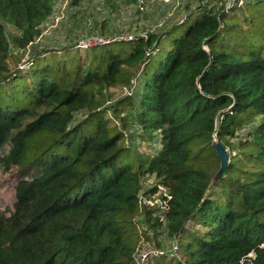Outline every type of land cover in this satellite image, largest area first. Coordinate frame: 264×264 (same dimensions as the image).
Listing matches in <instances>:
<instances>
[{
  "label": "trees",
  "instance_id": "trees-1",
  "mask_svg": "<svg viewBox=\"0 0 264 264\" xmlns=\"http://www.w3.org/2000/svg\"><path fill=\"white\" fill-rule=\"evenodd\" d=\"M53 8L0 0V170L16 180L0 264H140L144 244L164 251L148 264H264V0L191 11L166 55L179 24L22 66ZM217 141L230 159L212 184ZM151 178L144 195L164 188L163 211L141 202Z\"/></svg>",
  "mask_w": 264,
  "mask_h": 264
},
{
  "label": "rangeland",
  "instance_id": "rangeland-1",
  "mask_svg": "<svg viewBox=\"0 0 264 264\" xmlns=\"http://www.w3.org/2000/svg\"><path fill=\"white\" fill-rule=\"evenodd\" d=\"M72 1L54 0L53 13L42 24L40 38L28 49L27 53H19V55L22 54L20 58L22 66L27 64L34 50L62 49L77 45L80 41L101 36L104 29L107 34H114L118 37L125 35L138 37L148 33H166L179 24V27L169 35L166 48L163 47L158 52L161 56L166 55L172 48V42L181 38L190 26L191 21L184 24L183 22L191 11L204 12L206 8H214L218 11L228 0H153V2L152 0H79L77 5L73 4ZM102 29L103 31H101ZM142 92L143 78H140L134 96L135 102L139 101ZM82 118L81 114L77 115V120ZM259 118L260 121H264V116ZM252 127L253 125H249L241 130L240 139H244ZM134 132H137V125H134ZM133 142L139 145L138 138H134ZM233 142L236 143L237 141ZM149 145L151 146L150 149L146 148V145L143 148H145L147 155L152 156L161 148L159 135L153 137ZM126 156L127 154L119 160L118 166H121L120 163L124 161L129 162ZM15 183L13 172L7 174L0 170V204L3 207L11 205L13 202ZM155 183L156 181L152 178L146 180L140 197L146 199L145 202L148 205H159L160 210L163 211L165 201L161 197L162 195L166 196L164 189L160 188L158 194L147 195L148 198L144 195ZM159 217L162 219L163 216L160 215ZM161 241L166 246L170 245L169 239L165 238L164 235ZM144 248L154 249L155 247L144 244L141 250L139 249L137 257H141Z\"/></svg>",
  "mask_w": 264,
  "mask_h": 264
},
{
  "label": "built area",
  "instance_id": "built-area-1",
  "mask_svg": "<svg viewBox=\"0 0 264 264\" xmlns=\"http://www.w3.org/2000/svg\"><path fill=\"white\" fill-rule=\"evenodd\" d=\"M243 3H244V0H228L226 2V4H224V7H225V10L228 11V10L234 8V7H240L241 5H243ZM126 36H128V37H126ZM143 36H146V35H143ZM118 39L133 40V39H135V36L133 37V36H130V35H125L124 37H120V38H105V37H102V36H97V37H92V38H89V39H86V40L78 42L76 47L77 48H83V49L93 48V47H98V46H102V45H105V44H109V43L115 42ZM160 188L164 189L162 187H160ZM166 196H167V193H166ZM140 198H142V197H140ZM145 201H146V199H143V198L141 199L142 203L144 202V204H147ZM166 203L167 202H164L165 207L167 205ZM163 254H164V251L160 250V249H157V248H154V249H146V248H144L142 250L141 257L139 256V262H140V264H148V260H149L150 257L163 255Z\"/></svg>",
  "mask_w": 264,
  "mask_h": 264
},
{
  "label": "water",
  "instance_id": "water-1",
  "mask_svg": "<svg viewBox=\"0 0 264 264\" xmlns=\"http://www.w3.org/2000/svg\"><path fill=\"white\" fill-rule=\"evenodd\" d=\"M214 148L217 152L218 157L221 160V166H220L218 173L213 178L212 184H214L219 179L224 177L226 170L228 168L229 159H230L228 149L221 142L219 141L215 142Z\"/></svg>",
  "mask_w": 264,
  "mask_h": 264
},
{
  "label": "crops",
  "instance_id": "crops-1",
  "mask_svg": "<svg viewBox=\"0 0 264 264\" xmlns=\"http://www.w3.org/2000/svg\"><path fill=\"white\" fill-rule=\"evenodd\" d=\"M107 1V0H106ZM152 2H153V0H152Z\"/></svg>",
  "mask_w": 264,
  "mask_h": 264
}]
</instances>
